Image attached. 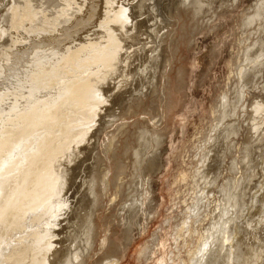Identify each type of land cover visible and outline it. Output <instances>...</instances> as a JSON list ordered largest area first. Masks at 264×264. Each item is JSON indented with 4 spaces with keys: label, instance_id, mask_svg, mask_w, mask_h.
I'll return each mask as SVG.
<instances>
[{
    "label": "bare ground",
    "instance_id": "6f19581e",
    "mask_svg": "<svg viewBox=\"0 0 264 264\" xmlns=\"http://www.w3.org/2000/svg\"><path fill=\"white\" fill-rule=\"evenodd\" d=\"M7 1L0 0V264H123L124 257L107 258L114 243L109 232L101 237L94 221L107 205L86 180L91 183L89 178L104 169L100 159H108L125 140L120 131L108 132L109 126L121 121L120 130L128 122L147 92H155V77L161 76L160 89L167 91L159 54L163 21H154L152 0H12L10 8ZM33 1L46 9H36ZM188 2L199 13L201 1ZM244 16L241 21L258 40L261 31L264 35V3ZM250 51L248 45L242 57L249 66L242 65L237 77L252 87L264 61L258 60L262 49ZM246 89L236 85L231 102L222 95L215 103L216 124L206 134V151L196 155L198 167L172 182L165 221L171 249L154 233L138 264H264V127H259L264 104L251 102L252 126L239 127L246 116L241 112L238 119L237 109L247 108ZM163 119L150 124L160 126ZM235 138L241 143L240 180L233 178L239 173L236 160L225 161L234 154ZM159 145L142 141L140 172L118 208L130 239L145 237L160 215L151 196L152 177L161 169ZM226 164L231 175L223 177ZM105 170L106 195L111 170L108 165ZM145 173L151 176L144 178ZM63 220L69 226L61 237L56 232ZM152 240L161 250L158 256L154 250V257L147 251Z\"/></svg>",
    "mask_w": 264,
    "mask_h": 264
},
{
    "label": "rangeland",
    "instance_id": "374dc122",
    "mask_svg": "<svg viewBox=\"0 0 264 264\" xmlns=\"http://www.w3.org/2000/svg\"><path fill=\"white\" fill-rule=\"evenodd\" d=\"M10 1L12 0L6 2L8 8L11 7ZM188 1H149V3L152 2L150 4L153 5L154 3L156 6V9L154 8L153 11L155 12L153 14L155 15L154 21L160 18L157 21L161 20V22L163 21L166 23L162 22L161 24L160 32L162 33L160 34L162 35L159 37L161 39L159 54L160 62L162 63V65L160 64L161 70L167 72L165 78L166 82H164L167 91L165 93L163 90L161 91V76L155 77V81H152V83H155V92H147V99L143 100L141 106L135 107L132 110L131 113L133 114L130 113L129 116L126 117L128 122L120 126V130H118V124L121 121H118V123L113 122V124L109 126L111 128H109L108 132L120 131L118 137H123L122 139L125 140L117 145L115 152L110 154L108 159L105 157L104 159H100L102 162L100 164L102 165L100 166V170L101 167L103 169V165L104 169L95 172L92 177L89 178L91 183L85 178L88 186L93 188L95 194L100 191L101 201L103 204L105 203V205H107V207L105 206L99 209V214L98 212L96 213L99 218L97 216L95 218L100 223L94 220L97 228H99L97 232L101 234V237L109 232L110 240L114 243V245L109 247L106 251V255H108L107 258H110L109 256L118 258L124 257L123 264H138L137 258L140 251L145 247L146 241L152 239L154 233H157L159 242H164L165 249H171L172 240L167 230L169 226H165V221L169 218L167 215L172 194V182L175 178L180 179L184 173L191 176L198 167L199 164L196 155L199 152L206 151L204 148V141H208L206 134L209 129L216 124V121L213 119L214 115L212 114L216 111L214 110V107H216L215 103L217 104L218 101H221V96L225 95V99L231 102L233 97H235L236 85L239 84L247 88V93L250 92L248 94L245 92L244 94L246 95L245 100L247 101V104L245 103L247 107L244 110L245 113L241 109H237L240 110L237 111V113L239 112L237 117L242 114L241 112H243V116H246L245 118L240 117L241 120L238 121L239 127H243V129H245L248 124L253 123V121H251L252 119L249 118L251 116V109H254V106L251 107L252 103L260 102L264 104V72L261 73L262 75L257 83H252V87H250V85L246 86L245 83L241 82L240 78H238L239 68L242 67V65L246 67L249 66L245 58L242 57L248 45L251 49L249 55H254V51L260 53L262 49V53L259 54L261 59L258 60L263 59L264 61V47H262L264 35L262 31L257 37L258 40H256V34L253 32L254 30L248 29L246 23L244 24L242 22L245 20L244 15H251L258 5L264 3L263 0H233L236 4L231 0H229L231 3L227 0H200L203 5L200 7L199 13L196 10L193 11L192 8H188L190 7ZM16 3L20 5L19 2ZM38 3L36 4L34 2V7L36 9H46V5L44 6L41 4L43 5L42 7L39 6L40 3ZM167 4L170 7H168ZM36 5H38V7H36ZM160 5L164 6H162L163 9H161ZM167 7L168 10L165 11ZM163 11L168 17L164 15ZM249 11H251L250 14H247ZM156 13L159 17H157ZM191 13L193 14L191 15ZM204 13L207 17L204 16ZM211 13L213 14L211 15ZM242 17H244V19ZM246 39L248 42L247 45L245 42ZM255 41L257 42L255 43ZM161 43H163V45ZM256 56H253L254 58L252 57L253 64L257 62V58L255 59ZM158 89H160V93ZM143 90L147 91L145 88ZM260 92L263 93L261 94ZM251 93H254L256 98L251 95ZM249 98L252 99L250 100ZM144 101H146V103H144ZM161 116L165 117L162 125L157 127L151 126L150 123L154 121L153 119L156 120ZM242 119L246 120V122ZM230 121L233 122V119L231 118ZM248 126L250 127L252 125ZM239 127L235 128L239 130ZM259 127H264V125H260ZM111 133L112 132L108 133V135ZM224 138V135H222L221 140ZM155 140L160 142L159 147H161L162 150L161 169L152 177L151 196H155L154 203H157L160 208V215L158 219L156 218L157 220L155 219L150 223L149 231L145 237L135 236L133 239H130L124 235V224L122 223L123 220L118 216V208L122 206L120 204L124 203V191L130 188L132 182L140 172V169H138V162L142 154L140 150L142 141H147L148 144H151ZM235 141L234 154L227 157L225 161L229 163L232 160H236L235 167H237H234V172L236 171V173H238L239 171V173L236 174L239 176H236L234 173L232 174H234L233 178L235 177L240 180V176L243 175L242 171H237L236 169H241L239 164L241 143L237 142L239 141L238 138H235ZM201 147L203 148L201 149ZM219 154H221V152H219ZM107 165L111 172L109 174L110 177L106 176L105 178L107 182H110L109 190L105 195L102 184L104 183V173ZM225 166L223 177L231 175V173L227 171L230 167L229 164ZM254 170L258 172L259 168H254ZM145 174L144 178L151 176V174ZM215 192L214 194L216 197L217 194L219 195V192ZM111 199L115 201L116 205L113 211L108 209V204H112ZM63 216L64 215H62V217ZM63 222H65V224H63ZM63 222L61 221L59 224L62 231L56 232L59 233L61 237L65 236L64 234L67 232L69 226L66 220H63ZM73 222L74 221H71V226L74 224ZM73 226L76 225L74 224ZM133 232L137 233V231ZM148 247L147 251H150L151 255L156 249L159 250L156 254L157 256L161 252L160 249L156 248L153 240ZM96 248L95 250L98 251L99 246L97 245ZM95 250L93 251L94 254L92 253L94 256L98 255V252ZM152 257H154V255H152ZM182 257H184V255H182ZM91 261L90 263H93L95 259ZM149 263L153 264L151 262Z\"/></svg>",
    "mask_w": 264,
    "mask_h": 264
}]
</instances>
